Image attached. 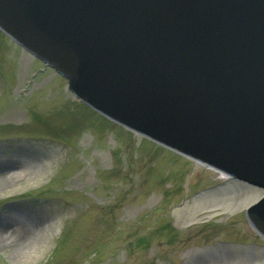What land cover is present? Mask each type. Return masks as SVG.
I'll use <instances>...</instances> for the list:
<instances>
[{"label": "rangeland", "instance_id": "374dc122", "mask_svg": "<svg viewBox=\"0 0 264 264\" xmlns=\"http://www.w3.org/2000/svg\"><path fill=\"white\" fill-rule=\"evenodd\" d=\"M67 85L0 30L2 240L38 227L0 264H264L246 216L262 188L108 120Z\"/></svg>", "mask_w": 264, "mask_h": 264}, {"label": "water", "instance_id": "95a60500", "mask_svg": "<svg viewBox=\"0 0 264 264\" xmlns=\"http://www.w3.org/2000/svg\"><path fill=\"white\" fill-rule=\"evenodd\" d=\"M0 30L110 121L264 189V0H0ZM246 215L264 237V196Z\"/></svg>", "mask_w": 264, "mask_h": 264}, {"label": "bare ground", "instance_id": "6f19581e", "mask_svg": "<svg viewBox=\"0 0 264 264\" xmlns=\"http://www.w3.org/2000/svg\"><path fill=\"white\" fill-rule=\"evenodd\" d=\"M11 167H12V165L11 166H5L4 168H3V166H1L0 175H2V177H4L5 174L3 172L8 170V169H11ZM11 171L12 170H10V172ZM221 176H222V178H229V176H227V175L221 174ZM3 225H4V222H1L0 223V248H9V249H17L19 247L22 248L25 245H27L31 241L35 231L38 228L36 223L31 222L30 225L28 226L29 227L28 232H24V233L12 238V239L10 237L8 239V237H7L8 242H6V241L4 242L2 240L3 239V228H2Z\"/></svg>", "mask_w": 264, "mask_h": 264}]
</instances>
